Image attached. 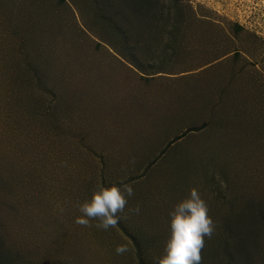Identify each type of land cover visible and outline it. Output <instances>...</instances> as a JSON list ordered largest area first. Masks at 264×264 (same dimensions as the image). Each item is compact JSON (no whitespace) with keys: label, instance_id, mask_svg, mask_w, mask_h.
<instances>
[{"label":"rangeland","instance_id":"obj_1","mask_svg":"<svg viewBox=\"0 0 264 264\" xmlns=\"http://www.w3.org/2000/svg\"><path fill=\"white\" fill-rule=\"evenodd\" d=\"M191 188L202 264H264V0H0V264H156Z\"/></svg>","mask_w":264,"mask_h":264},{"label":"clouds","instance_id":"obj_2","mask_svg":"<svg viewBox=\"0 0 264 264\" xmlns=\"http://www.w3.org/2000/svg\"><path fill=\"white\" fill-rule=\"evenodd\" d=\"M130 163L135 164L133 158ZM134 195L131 185L124 183L123 188L117 185H97L88 199L76 207L79 216L75 223L84 227H96L107 231L115 228L120 222L128 197ZM63 213L62 205H57ZM139 214L140 207L129 209ZM208 205L195 188L189 189L186 197L175 203L169 211V235L165 241L164 251L156 259V264H202V251L205 247V237L211 238L215 231V224L208 214ZM97 221L95 225L91 222ZM115 251L123 255L129 251L127 244H119Z\"/></svg>","mask_w":264,"mask_h":264}]
</instances>
